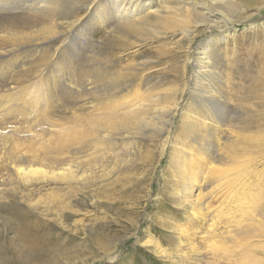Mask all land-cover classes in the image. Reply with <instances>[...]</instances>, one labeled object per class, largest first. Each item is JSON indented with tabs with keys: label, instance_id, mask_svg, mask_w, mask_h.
I'll use <instances>...</instances> for the list:
<instances>
[{
	"label": "rangeland",
	"instance_id": "374dc122",
	"mask_svg": "<svg viewBox=\"0 0 264 264\" xmlns=\"http://www.w3.org/2000/svg\"><path fill=\"white\" fill-rule=\"evenodd\" d=\"M142 1L147 5L159 2ZM167 1L172 4L176 0ZM89 3L61 0V10L69 14H57V30L62 33L47 48H64L62 38L84 31L77 46L69 47L74 51L69 59L79 67L93 69L96 65L84 60L106 58L104 33L112 32L130 45L121 51L114 66L110 62L100 65L109 79H116L120 73L143 76L133 90L128 86L120 92V102L130 100L135 90L145 95L151 90L165 93L166 89L167 110L161 114L153 110V120L147 126L118 130L110 138L109 168L96 167L97 180L88 182L86 188L74 184L69 191L61 183L50 182L44 186L38 183V189L31 191L24 185L16 191L1 190L5 193L0 194V264H264V251L260 256L258 250L261 246L264 249V238L253 236L255 228H264V0L249 5L244 2L234 17L240 21L232 29L213 33L211 40L201 27L191 29L188 35L169 27L174 18H150L138 23L137 33H126L130 30L123 24L93 25L94 9ZM4 6L0 5V10ZM207 47L211 65L220 72L219 79L208 81V90L225 97V91L231 92L228 101L218 97L227 109L226 117L207 119L214 157L200 168L202 178L194 180L193 205L186 202L182 206L170 192L176 190L177 181L180 194L185 190L190 180L182 178V172L187 171L188 159L200 160V156L188 153L203 150L201 140L195 141L191 134L203 132L194 125L199 120L193 113L201 112L205 82L199 81L207 79L199 73L198 57ZM29 49L34 55L35 48ZM0 65H4L1 59ZM46 78L37 72L26 81V88L11 97L1 91L0 117L8 109L21 107L23 95L28 102L35 101ZM163 78L166 83H160ZM28 119L21 115L20 124L17 119L10 124L25 126ZM1 121L2 126L7 125L8 116ZM83 153L86 160L99 155L93 148ZM259 194L263 197L255 203ZM243 195L246 203L242 204ZM199 207L202 214L207 213L206 219L197 215ZM245 228L249 237L242 234ZM244 237L255 244L251 255L242 254L244 246H237ZM227 249L232 254H228L230 260L223 257Z\"/></svg>",
	"mask_w": 264,
	"mask_h": 264
},
{
	"label": "bare ground",
	"instance_id": "6f19581e",
	"mask_svg": "<svg viewBox=\"0 0 264 264\" xmlns=\"http://www.w3.org/2000/svg\"><path fill=\"white\" fill-rule=\"evenodd\" d=\"M16 1L18 0H0V5H5L4 11L0 10V59L1 62H4L2 67L0 65V92L11 97L22 87L26 88L28 86L26 81L35 77L37 72H39V76L47 75V78L42 84L44 93L37 90L35 101H30V103L21 94L23 95L21 107L8 109L7 113L1 114L0 118L8 116L9 122L5 126H2L3 121L0 122V194L5 193L1 191L5 188V190L16 191L23 185L29 191L37 190L38 183L43 185V183L50 182L61 183L69 191L73 189L74 184H81L85 187L88 182L97 180L94 175L96 167H102L103 170L109 168L112 159L108 151L112 149L110 148V138L120 129L133 126L140 128L151 124L153 110H157L161 114L168 105V90L164 89L165 93L151 90L145 94L148 96L135 90L130 100L126 103L120 102L122 100L120 92L126 90L124 88L128 86L133 90L132 87L135 86L142 74L139 76L136 72L131 75H124V73L120 75V73L116 79L111 80L109 79L111 76L100 65L110 62L114 66V61L120 59L121 51L129 47L128 41L113 35L112 32L110 35L104 33L103 41L107 57L86 58L84 60L86 64L91 62L90 64L96 65L93 69L84 65L79 67L76 65L77 63L70 62L69 58L74 51H69V47L74 44L77 46V43L82 40L80 34L82 32L83 35L84 31H78L75 37L68 34L66 38H62L61 41L65 44L64 48H55V50L47 48L48 43L62 33L57 30L59 26L57 14L66 16L69 14L68 11L61 10V0H21L22 3H19L20 0ZM83 1L90 2L89 0ZM255 1L176 0L171 4L167 0H159L156 5H147L142 0H93L89 6H91L90 9H94L92 17L95 20L89 22L93 25L97 22L123 24L130 30L125 31L126 33H137L138 23H143L150 18H155V20L165 17L174 18L169 27L179 28L184 35H188L191 29L196 30L201 27L203 33L211 40L217 31L225 32L232 29L235 22L240 21L239 19L236 21L234 17L237 16L240 6L246 4L244 2L249 5ZM247 17L249 16L247 15ZM74 21H72L73 24ZM70 24L69 26L72 27ZM191 43L193 44V39ZM198 46L200 49L199 44ZM29 47L35 48L34 55ZM67 55L69 56L67 57ZM190 61L191 59L188 58L187 66ZM198 61L199 73L207 81L204 79L199 81L201 84L205 82L201 93V112L193 113V115H197L196 118L199 120L194 125L203 128V132L193 131L191 137L195 141L201 140L200 144L203 150L195 149L197 152L194 150L187 152L192 157L193 155L200 156V160L197 157V160H192V157V159L187 158L188 162H186L189 166L186 167V173L182 172V178L188 177V181H190L185 185V190L181 194L179 192L181 185L178 181L174 187L176 190L170 192L175 201L182 206L187 204L186 202L193 205L195 201L193 194L197 188V181L194 182V180L201 177L200 168L214 157L211 152L213 148L210 140L211 135L208 133L211 124L207 119L214 121L216 118L224 119L226 117L227 109L223 107L222 101L218 97H224L228 101L227 95L231 92V90L225 91L224 93L227 94L225 97L217 95L218 91L208 90L210 85L208 81L213 78L219 79L217 76H220V72L211 65L210 47L201 49ZM253 66L257 68L255 63ZM243 73L248 75V71ZM128 80L130 85L126 84L129 82ZM162 82L166 83L167 80L163 78L160 80V83ZM15 99L16 97H13V102ZM20 114L29 117L28 123L25 126L10 124L12 119H17L20 124ZM199 133L200 135H197ZM244 138L249 137L245 136ZM89 148H93V152H98L99 155H93L87 160L83 159L86 157L83 152ZM117 156L114 155L115 158ZM220 158L225 157L221 156ZM231 194V191L228 192L229 196ZM263 196L259 194V198L254 202L256 203ZM244 197L243 195L242 204L246 203ZM198 209L199 214H196L200 215V218L206 219L207 213L202 214V207ZM257 224L255 226H259ZM242 234L247 237L250 235L246 228L242 230ZM253 236L264 238V228H255ZM237 244V246H244L241 252L245 255L248 252L250 254L255 248V244L252 245L246 237L238 240ZM223 247L225 248V246ZM258 250L261 251V256L264 251L263 246ZM224 252V259L230 260L229 255L232 254H229L228 249ZM254 257L259 260V256L254 255ZM261 262L263 261L261 260Z\"/></svg>",
	"mask_w": 264,
	"mask_h": 264
}]
</instances>
